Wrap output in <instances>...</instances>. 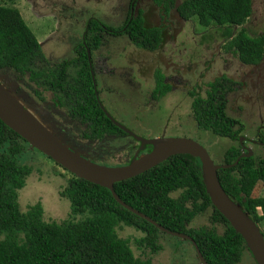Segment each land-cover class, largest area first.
I'll return each mask as SVG.
<instances>
[{
    "label": "trees",
    "instance_id": "trees-1",
    "mask_svg": "<svg viewBox=\"0 0 264 264\" xmlns=\"http://www.w3.org/2000/svg\"><path fill=\"white\" fill-rule=\"evenodd\" d=\"M155 1L169 6L166 0ZM170 2L174 4L175 0ZM176 11L185 21L196 19L204 28L216 27L217 34L226 42L224 48L233 50L241 62L257 65L263 59L264 34L251 36L245 28L235 34V28L244 26L252 16V0H181ZM107 29L126 34L136 47L147 51H155L164 43V28L146 25L141 12L133 19L129 16L120 29ZM103 31L100 22L91 21L86 43L92 53L99 47ZM40 50L38 39L20 11L13 5L0 4V70L29 74L31 80L43 86L48 67L37 64ZM77 57L73 64L82 71L76 83L63 85V89L75 105L73 114H78L76 117L93 130L95 139H100L102 132L114 133L119 129L100 108L86 47L79 46ZM50 75L58 81L56 73ZM52 79L50 82H55ZM157 82L152 95L155 101L172 88L164 82L161 72ZM234 84L224 77L210 82L205 93H192L191 112L196 130L228 141L238 140L243 126L229 115L224 98ZM27 145L0 120V264H158L155 258L166 251L168 245L162 239L169 234L120 205L109 189L77 178L56 163L70 175L60 192L70 205V216L61 221L46 220L40 202L23 211L19 192L34 171L22 162ZM240 156V147L229 146L221 164L233 165L240 159L236 165L220 169L218 177L229 197L260 225L264 222V197L253 196V191L259 182L264 185V159ZM114 187L130 207L170 232L191 237L208 264H240L252 257L242 236L213 206L198 158L175 155L138 176L115 183ZM208 210L213 226L193 227L195 219ZM127 230L135 233L134 243L124 236Z\"/></svg>",
    "mask_w": 264,
    "mask_h": 264
},
{
    "label": "rangeland",
    "instance_id": "rangeland-1",
    "mask_svg": "<svg viewBox=\"0 0 264 264\" xmlns=\"http://www.w3.org/2000/svg\"><path fill=\"white\" fill-rule=\"evenodd\" d=\"M14 1V3H11L9 0H0V4L5 6H15L20 11L26 25L36 36L40 44L50 37V33L55 30L54 25H57V23L55 24L57 18H54V16L52 18H39V16L33 12L31 5L28 6L25 0ZM252 8V16L244 26L241 28H235V34H237L242 28H245L248 34L251 36L264 34V0H252ZM153 15L150 10H148L146 13V17L148 18L153 17ZM154 17L152 22L156 24L159 22V19L156 20L157 17L156 19ZM196 21V19L185 21L181 19L178 14H175L174 17H172L169 21L163 23V25H167L169 27L165 28L166 31L164 34V43L159 49L155 51H146L145 55L142 56H134L128 48L126 52L123 51L125 52L124 55L122 52L117 58H112L110 62L122 67V69L127 68V72L131 74V70L134 68L133 63L137 64L138 71L146 79L144 78L145 80L140 82V84L137 86V91L134 93L137 96H139L138 94H140L142 97L144 96L146 105H142V109L145 113L150 111H164L165 113H168L170 112L169 110L172 106L176 109L181 107L183 108V114H189L188 117H186L188 121L191 114L192 98L188 95V89L190 85L186 82L188 81L187 78H189L187 77V73L193 76L198 71L197 68L203 72V75L199 77V80L195 85V87L197 85L199 86L197 90L205 88V85L208 82L213 80L216 81V77L221 75L233 77L243 85L237 83L236 87L234 86V88L227 93L229 112L232 116L243 120L247 124L246 126H249V128L255 126V121H252V118H254L252 116V106L254 102H256V104L261 102L264 104V102L262 101L263 99L260 102L254 99L251 89L256 88L260 95L264 96V62H262L260 66L258 65L255 67L244 65L238 58L237 54L224 50V40L217 34L215 29L216 27L204 28L198 25ZM115 25L118 24L115 23ZM101 36L103 38L108 37L103 32L101 33ZM124 36L123 40L126 41V36ZM124 41H120L121 43L119 41H113L112 45L119 48L123 46L122 43H124ZM42 45H44V43H42ZM127 47L128 44H124L122 49L125 50ZM72 56L74 57L73 53ZM96 64L99 68L100 63L97 62ZM103 64H105V60ZM159 69H161L165 75H168L171 71L172 73L179 71L185 79L181 78L179 84L171 80L172 88L170 93L162 97L159 101H155L151 99V97L148 98V95L153 89V85H151L150 82L155 81L154 73ZM157 73L156 82L160 72L158 71ZM16 80L17 76L12 70H0V82L25 106V108L31 111L59 140L65 143L71 150H74L85 158H93V155L92 157L88 156V151L90 150L83 148L78 142H75L73 135L69 134L67 131L65 132L63 127H61V125H59V123L52 117L48 111V108H44L41 103L39 104L32 97H30L28 93L20 89L19 83L16 82ZM119 81L120 80L117 81V84L119 86L118 88L120 89ZM142 83L143 85H141ZM247 84L250 85L251 89L246 88ZM101 88L102 86L100 85L99 89ZM118 91L121 92V90ZM175 91L178 92L176 98L179 99L173 98L172 93L174 95ZM249 91L251 93H249ZM100 97L104 101L105 94L102 92ZM106 99L109 101V104L112 106V108L118 111V108L113 105V98L110 99L108 96ZM181 100L182 102L180 103ZM47 105L48 104H46V106ZM118 116L122 119L125 117L122 114H119ZM136 120L137 122L134 120H130V122H135L134 125L137 128L140 125L146 123L145 117L140 118L139 120L136 118ZM178 120H182V118H179ZM191 120L187 122V128L189 129L187 132L183 131V134L179 133L180 136L174 132H171L168 134L170 135L168 137H181L187 134L189 136L188 138L199 142L208 150L216 164H221V162H223L224 151L231 145V143L228 141L229 139H222L206 131L200 132L196 130L195 124L193 121L191 122ZM246 134L248 136H252L251 129H248ZM109 145V148L103 147V149L107 148L109 151H114L120 146L119 143L112 144L111 142ZM250 148L254 153V157L257 159H264V148H260L259 146L255 145H251ZM97 158L101 159V156H97ZM22 162L31 165L34 168V171L27 179L26 186L19 192V203L21 209L25 211L29 206L40 202L43 205L44 217L46 220L61 221L67 219L70 216V205L67 199L64 198L60 192L63 186H65L67 179L70 178L68 172L55 166L51 159L37 150H32L29 145H27V151L23 155ZM253 196L264 197V185L262 182H259L255 187ZM210 216L211 211L208 210L195 219L192 226L212 227L213 225L210 222ZM259 227L264 234V222L260 223ZM134 234L135 233L131 230L124 232V236L126 238H130L132 243H134L132 240V237H135ZM166 236L167 237H164L162 241L166 242L168 247H166L165 252H161L156 256V263H196L195 260L198 259L196 253L193 247L187 241L179 240L170 235ZM170 252H172V254ZM240 264H256V262L254 261L253 257L248 256L245 258V260L243 259L242 263Z\"/></svg>",
    "mask_w": 264,
    "mask_h": 264
},
{
    "label": "flooded vegetation",
    "instance_id": "flooded-vegetation-1",
    "mask_svg": "<svg viewBox=\"0 0 264 264\" xmlns=\"http://www.w3.org/2000/svg\"><path fill=\"white\" fill-rule=\"evenodd\" d=\"M26 4L31 5L32 8L39 7L36 9L37 14L41 11V9H49L52 8L53 12L55 13L51 17L57 18L54 25V31L50 33V37L46 39L44 45H41V50L39 58H37L38 66L41 67H48L47 75L45 76V83L43 86H40L37 82L31 80L30 75H20L19 73L13 71L16 76V82L19 83L20 89L25 91L32 97L36 102L44 106V108H48V111L52 115V117L63 127L65 132L67 131L69 134L73 135L74 141L78 142L80 146L85 149H88L89 157L87 158L91 161L97 162L101 165H106L110 167H122L129 165L133 160H137L144 155L150 153L152 151L151 145L146 144V141L152 140L155 138H162L163 136H170L168 135L171 132L176 133L180 136L179 133L183 134V131L189 130L187 128V122L191 119L193 120L192 112H190L189 121L186 117L187 114H183V108L179 107L177 109L173 108L169 110L170 112L165 113L164 111L160 112H148L145 113L142 109V105H146V101H142L141 95L138 94L137 96L134 92L137 90V86L139 85L133 77L128 76V78H122L118 76H113L112 78L104 77L101 74V71L97 67V61L95 56L96 52L98 53L101 51V47L104 46L105 39L101 36V42L99 47L92 53L87 46V35L89 32L90 23L93 20H97V18H90L87 21L79 20L77 15L76 7H77V0H25ZM88 1V0H86ZM98 0H93L91 4H97ZM171 1V0H170ZM169 0V6H166L165 3L163 5L157 4L155 0H127L128 3V13L127 18L130 16L131 19L137 17L139 15V8H145L144 11L140 10L141 15L144 19L147 20L146 25L151 27H163L164 34L165 28L169 26L163 25L164 22L169 21L175 14L176 11V4L181 2L180 0H175V3H171ZM126 0H123L125 3ZM132 4V5H131ZM145 6V7H144ZM156 8V9H155ZM150 10L152 12L153 17L155 15H160L158 17L159 22L156 24L153 21V17H146L145 11ZM160 11V12H159ZM137 15H135V14ZM46 14V13H45ZM47 16V15H46ZM146 17V18H145ZM156 19V17H154ZM156 19V20H158ZM149 21V22H148ZM120 29V28H119ZM115 34H123V33H115ZM127 36V35H126ZM59 37V38H58ZM103 39V40H102ZM47 40L52 43L50 46ZM45 41V40H44ZM72 42V43H71ZM226 43L225 41L223 42ZM83 45L86 47L87 50V61L90 66V74L93 80L94 90L96 94V98L98 103L103 106L107 112L121 125H115L119 130L116 132L104 131L102 132V137L99 139H95V135L93 130L89 129V125L78 119L76 116L78 114H73L72 107L75 106L74 103L71 101V98L66 96V91L63 89L67 87L69 84L73 85L76 83L78 79V74L80 73L81 68L78 66L76 67L73 63L78 59L77 57V50L79 46ZM224 47V46H223ZM225 51H227L224 48ZM230 53L235 52L233 50L227 51ZM72 53L74 57L72 56ZM96 57V58H95ZM95 58V59H94ZM264 62V57L261 62L257 65H245L255 67L260 66ZM66 66H68L66 68ZM8 70V69H5ZM11 70V69H9ZM50 73H56L57 80L55 78L52 79ZM181 75V74H180ZM220 77V76H219ZM216 77V79H219ZM118 78V79H117ZM178 78L185 79L184 76H178ZM197 78V77H195ZM52 81L55 82H50ZM190 87L188 89V95L191 96L193 102V92L205 93L208 90L207 85L205 88L201 90H197L199 86L195 85L197 82H194L193 78H187ZM120 83V89L118 88L117 81ZM156 80V76H155ZM99 81V82H98ZM214 81V80H213ZM210 81V82H213ZM165 82V76H164ZM102 86L101 89L100 85ZM155 87V86H154ZM68 89V88H65ZM103 91H100L102 90ZM57 90H59L57 94ZM118 90H121L119 92ZM152 90L151 99L153 98L152 95L154 92ZM102 92L105 94L104 101L101 99L100 95ZM230 92V91H229ZM228 93V92H227ZM254 99L262 100L264 102V96L260 95L259 91H252ZM124 94V96H123ZM126 94V95H125ZM109 96L110 99L113 98V105L118 108V111L113 109L112 106L107 101V97ZM144 97V96H143ZM260 97V98H259ZM225 100L227 103V112L231 117L234 119L239 120L240 124H242V132L237 135V141H229L231 143L230 146H236L241 148V156L248 155L249 150L253 153L252 149L250 148L251 145L259 146L260 148H264V104L254 102L253 110H252V121H255V126L249 128L246 126L247 124L232 116L229 112L228 108V100L227 94H225ZM62 102V103H61ZM182 101H180L181 103ZM260 102V101H259ZM46 104H48L46 106ZM135 105H138V109H134ZM74 108V107H73ZM72 109V111H71ZM75 109V108H74ZM102 110V109H101ZM103 111V110H102ZM104 112V111H103ZM105 113V112H104ZM160 113V114H159ZM122 114L124 119L120 118L118 115ZM164 114V115H163ZM139 115V116H138ZM146 119V123L140 125L138 128L134 125L137 122L136 118L139 120L140 118ZM182 118V120H178ZM130 120H134L135 122H130ZM57 123V124H58ZM114 123V122H113ZM251 123V122H250ZM123 127V128H121ZM192 129V128H191ZM248 129H251L252 136H248L246 133ZM207 132V131H206ZM188 138L189 136L185 134L184 136ZM240 140V143H239ZM110 142L112 144L119 143V148L115 149L114 151H109L107 148L103 149V147H110ZM250 145V146H248ZM74 151V150H73ZM96 155V156H95ZM97 156H101V159L97 158ZM240 156V157H241ZM254 156V155H252ZM97 158V159H96ZM189 242V241H188ZM192 245V243H191ZM193 246V245H192ZM196 252V251H195ZM197 256V254H196ZM198 258V256H197ZM196 263L193 264H203L199 258L195 260Z\"/></svg>",
    "mask_w": 264,
    "mask_h": 264
},
{
    "label": "water",
    "instance_id": "water-1",
    "mask_svg": "<svg viewBox=\"0 0 264 264\" xmlns=\"http://www.w3.org/2000/svg\"><path fill=\"white\" fill-rule=\"evenodd\" d=\"M101 109L115 125L121 126L103 106H101ZM0 120L25 140L32 150L42 153L77 178L109 189L120 205L139 217L146 219L163 232L191 242L199 260L203 264H208L191 237L182 233L170 232L151 218L130 207L120 199L114 187L115 183L138 176L175 155L188 154L198 158L201 162L206 192L213 206L226 218L235 232L242 236L256 264H264V234L261 228L243 210L240 204L229 197L218 177L220 169L236 165L240 158L233 165L216 164L208 150L199 142L186 137L163 136L162 138L146 141V144L151 145L152 151L137 160H133L129 165L122 167L101 165L71 150L31 111L25 108L1 82ZM252 155L249 150L248 155H242L241 157H251Z\"/></svg>",
    "mask_w": 264,
    "mask_h": 264
},
{
    "label": "crops",
    "instance_id": "crops-1",
    "mask_svg": "<svg viewBox=\"0 0 264 264\" xmlns=\"http://www.w3.org/2000/svg\"><path fill=\"white\" fill-rule=\"evenodd\" d=\"M92 1L93 0H88V1H86V0H77L76 11H77V15L79 17V20H81V21H83V20L87 21L88 19H90L92 17L93 18H97V20L101 23L102 28L104 29L103 33L108 36L107 38H104L105 39L104 46L101 47L102 48L101 51L99 53L97 51L96 54H95V56H97V58L95 57L96 61L98 63H100L99 70L101 71L102 76H104L106 78H108V77L112 78L113 76H118V77H121V79L125 78V77L128 78V76H131V77L134 78V80L137 81L138 84H140V82L144 81L146 78L143 75H141V73L138 71V66H137L136 63H133L134 68H133V70H131V72H132V74H131V73L127 72V68L122 69V67H119L118 65L112 64L110 62V60L112 58H115V57L117 58L118 55H121V53L123 51L126 52L128 48H129V51L132 52V54L134 56H136V55L137 56L145 55V52L147 51V50H143V49H140V48L136 47L133 44V42L129 39V37L126 36V34H115L112 31L107 29V28L118 29V28L124 26V24H125V22L127 20V16H128L127 15V13H128L127 0H126L125 3H123V0H98L97 4H91ZM37 8H39V7L33 8V12H35L36 14H37V12H36ZM144 9L145 8H139L138 12H140V10L144 11ZM147 12H148V10L145 11V14ZM54 14L55 13L53 12L52 8H49L47 10L46 9H41V11L37 15L39 16V18H47V17L48 18H52L51 16L54 15ZM135 15H137V14H135ZM155 16L158 19V17L160 15L158 14V15H155ZM145 22H147L146 19H145ZM115 23H117L118 25H115ZM123 36L126 38V41L123 40ZM113 41L114 42H116V41H119V42L120 41H124V43H122V45L124 46V44H128V47L125 50L122 49L123 46L119 47L120 48L119 49L116 46L112 45ZM45 42H46V40L44 42H42V43H45ZM47 42H48V44L50 46L52 45V43H50L49 40H47ZM42 43H41V45H42ZM125 52H123V55L125 54ZM104 60H105V64H103ZM197 69H198V71L193 76L191 74L187 73V77H189L190 79L193 78L194 82L195 81L198 82L199 77L203 75V72L201 70H199V68H197ZM158 71L161 72L165 76V83H169L172 86L171 80H173L174 82L179 84V82H180V78H178V76L180 75L179 71L178 72H174V73H172V71H171L168 75H165L161 71V69H159V70L155 71L154 77L156 76V73ZM169 75H170V77H169ZM195 77H197V78H195ZM224 77H227V80L230 79V80L234 81L235 84L232 85L233 88H234V86L236 87L237 83L243 85L241 82H238L235 78L228 77L226 75H221L219 77V79L224 78ZM209 83L210 82H208L206 85H209ZM150 84L153 85V89L152 90L156 89V87H157L156 80L150 82ZM227 84H230V82L227 83ZM141 85H143V83ZM246 88L247 89H251L249 84H247ZM251 90L252 91L253 90L254 91H258L256 88H252ZM177 93H178L177 91L174 92L175 96L172 93L173 98L179 99V98H176V96L178 95ZM249 93H251V92L249 91ZM149 94H151V93H149ZM149 97H151V95H148V98ZM141 100L144 102L145 98L142 97ZM259 101H261V100H259ZM191 103H192V101H191ZM137 106L138 105H135L134 109H136V108L138 109ZM172 107H171V109H172ZM176 107H178V106H176ZM173 108H175V107H173Z\"/></svg>",
    "mask_w": 264,
    "mask_h": 264
}]
</instances>
